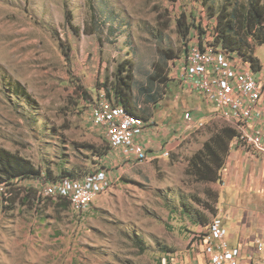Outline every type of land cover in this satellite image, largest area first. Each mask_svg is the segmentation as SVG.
Segmentation results:
<instances>
[{
    "label": "rangeland",
    "instance_id": "rangeland-1",
    "mask_svg": "<svg viewBox=\"0 0 264 264\" xmlns=\"http://www.w3.org/2000/svg\"><path fill=\"white\" fill-rule=\"evenodd\" d=\"M225 1L211 0L208 22ZM236 1L242 11L250 4ZM253 8L264 26V0H254ZM203 9L202 0H0V147L29 159L44 176L83 175L108 165L114 178L111 190L82 216L53 199H38L43 180L2 184L0 264H209L194 235L228 212L227 226L234 222L264 233V161L255 167V157L233 155L219 182H199L190 171L191 156L227 125L221 119L194 137L184 135L170 155L150 153L144 163L120 171L101 156L109 144L92 121V107L107 93L97 84L114 81L127 58L134 62V106L144 107L136 110L151 120L154 132L179 137L187 110L197 118L213 108L180 81L187 40L176 21L183 11L195 23ZM67 10L79 34L65 20ZM249 43L262 66L259 76L264 44ZM152 73L161 74L167 87L152 85ZM146 89L155 92L157 103L147 101ZM10 199L16 202L12 209Z\"/></svg>",
    "mask_w": 264,
    "mask_h": 264
},
{
    "label": "built area",
    "instance_id": "built-area-1",
    "mask_svg": "<svg viewBox=\"0 0 264 264\" xmlns=\"http://www.w3.org/2000/svg\"><path fill=\"white\" fill-rule=\"evenodd\" d=\"M205 16L203 9L197 21L202 23L206 37L201 38L196 29L188 37L186 55L180 62V81L188 92L213 105L215 112L196 119L193 112L187 110L183 114V131L175 142L167 144L164 154L170 155L184 135L205 130L209 123L221 119L236 131L235 144L264 156V74L257 76L241 56L213 45L212 30L216 20L208 22ZM92 121L104 131L112 151L125 163L135 165L148 160L149 149L140 142L148 127L144 118L130 114L123 106L110 101L105 93H100L92 107ZM113 184L107 169L97 168L82 178L42 184L37 195L38 199L67 200L70 209L82 216L99 195L111 190ZM228 218L229 214L217 215L205 227L206 231L194 235L204 246L209 264H255V253L264 252V241L258 240L253 252L244 258L243 249L230 244L226 228ZM259 264H264V259Z\"/></svg>",
    "mask_w": 264,
    "mask_h": 264
},
{
    "label": "trees",
    "instance_id": "trees-1",
    "mask_svg": "<svg viewBox=\"0 0 264 264\" xmlns=\"http://www.w3.org/2000/svg\"><path fill=\"white\" fill-rule=\"evenodd\" d=\"M257 1V0H256ZM206 12L212 10L211 0H202ZM247 8L243 11L238 7L236 0H226L225 4L220 8L216 20V26L212 30L214 41L213 45L221 48L222 50L241 56L245 61H248L252 66L255 73L262 71V66L259 60L254 56L249 43L250 39H253L258 44H264L263 24L261 16L254 10V0H252ZM98 10H101L98 7ZM212 12V11H211ZM213 13H211L212 15ZM209 15V14H208ZM207 15V16H208ZM194 17H192L193 19ZM74 16L70 10H67L66 19L69 26L75 33L80 31L76 30V25L73 23ZM196 17L194 18V20ZM198 20V18H197ZM178 29L184 39L188 40L191 32L196 29L199 32L201 38L206 37V32L202 27V23L191 21L185 12H181L177 21ZM76 30V31H75ZM85 30V29H84ZM86 31V30H85ZM87 34H93L91 31ZM63 45V44H62ZM187 46V43H186ZM63 50L66 51V56L70 60L71 47L65 46ZM187 50V49H186ZM170 58V57H168ZM159 73H152L150 76V83L160 82L166 85L165 78H160ZM98 88L106 89V95L110 101L114 104L123 106L130 114L149 119L139 112L134 106L136 97L134 93V62L132 59L127 58L121 61L115 71L114 81H106L103 85L97 84ZM100 86V87H99ZM19 89L18 86L15 90ZM147 94L146 99L150 103H157L155 92L153 90L149 92L147 89L143 90ZM25 95V93H21ZM92 101V98L90 99ZM237 133L231 127L225 125L220 128H216L211 137L204 142L202 149L196 151L189 159V168L191 173L195 176V179L199 182H219L222 178V170L225 168L228 156L231 152L232 141H234ZM106 150V149H105ZM109 150V152H108ZM103 151L101 156H109L112 149L109 145V149ZM105 159V157H104ZM103 159V160H104ZM106 169L104 167H101ZM48 176H44L42 171L38 169L29 159L21 156L20 154L13 153L10 150L0 147V185L5 184L11 186L13 181H25L32 179L43 180L44 183H54L64 178H81L83 175H74L71 171H66L61 176L54 177L51 171H48ZM60 199L57 201V206L60 209L68 208V201ZM68 203H67V202ZM10 209L16 203L15 199H10ZM208 223L204 224L206 226ZM167 252H172L168 250Z\"/></svg>",
    "mask_w": 264,
    "mask_h": 264
},
{
    "label": "crops",
    "instance_id": "crops-1",
    "mask_svg": "<svg viewBox=\"0 0 264 264\" xmlns=\"http://www.w3.org/2000/svg\"><path fill=\"white\" fill-rule=\"evenodd\" d=\"M206 105H207V102H206ZM139 106H141V105H138V107H136V108H138L137 110L140 112L142 109H144V107L142 106V108L139 109ZM210 106H212L213 108H211V107H209L207 109L204 108L203 109L204 116L197 117L196 119H202V118L208 117L209 115H212L215 112V108H214L213 105H210ZM197 108L198 107H196V109ZM159 116H161V115H159ZM149 121H151V120H149ZM182 122L183 123H180L182 126H180L178 128V130L180 131V133L178 135H180L181 132L183 131V124H184L183 116H182ZM157 124H159V122H157ZM159 128L161 130H163V131L165 130L163 127H159ZM154 130H155L154 127H148L146 129L145 133L140 137V142L144 143L148 147V149H149V155H150V153H154V154L160 153L161 155H163V153L166 150L165 148L164 149L161 148V145L163 146V144H164L163 141L164 140H167L168 141V144H169V143L174 142L178 138V136L175 134V135H173L171 137V139H168L169 137H167L168 133H166V131L163 134H161V133H159V131H158V133L154 132ZM194 136H195V133L193 134V137ZM165 137H167V138H165ZM161 140H162V144H161ZM230 146H231V152H230L228 158L231 157V156H233V155L236 156V157L243 156V155H246V157H248V158H250V157L254 158L255 157V159L257 160L253 164L255 167H257V162L260 161L258 159H261L262 161H264V156L258 155L257 153H255V152H253L251 150L243 149L242 147H239L238 144H235L234 141H232V145H230ZM234 148H236L235 149L236 150L235 152H234ZM108 157H109L108 160L109 161H112L111 162L112 164L115 163L117 167L120 166V168H118V171H120L121 169H125V167L128 165V164H126L124 162V159L122 157H120L119 154L117 152H115V151H112ZM118 161L119 162L121 161V163H119ZM227 161H228V159H227ZM105 162L107 163V160ZM106 169H107V171L109 172V175L112 178V173H111L112 172V168H110L107 165V168ZM254 174H255V172H254ZM118 178H117V180H118ZM253 178H254V176L252 175L251 176V179H253ZM112 179L114 180V178H112ZM260 181L261 180H258L257 179V182L258 183ZM64 202L65 201L63 200V203ZM68 208L70 209L69 203H68ZM226 214H229V212L226 213ZM226 214H223V215H226ZM219 215H222V214H219ZM230 221H231V218H230V214H229V218L226 220V222H227L226 226L229 224ZM208 224L206 226H203L202 227V230L205 229V227H207ZM260 227H261V231L262 230L264 231V223L261 224ZM226 228L229 229V240H230V244L232 245V247H240V248H242L243 249V252H244V258H246L250 252H253V250H254V248L256 246V242L258 240L264 239V233L259 232L258 230H248L247 229L248 226H242L240 224H237V223L232 222V223H230V227L227 226ZM263 253H261V254H263ZM258 254L261 255L260 253H255V260H254L255 264H259L261 262V260L264 259V257H262V256L261 257H258Z\"/></svg>",
    "mask_w": 264,
    "mask_h": 264
}]
</instances>
